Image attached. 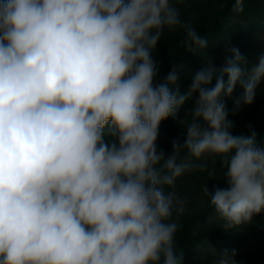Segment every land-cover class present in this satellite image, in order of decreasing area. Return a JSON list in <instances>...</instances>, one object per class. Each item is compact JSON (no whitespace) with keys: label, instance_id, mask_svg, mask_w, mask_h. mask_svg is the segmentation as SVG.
<instances>
[{"label":"clouds","instance_id":"1","mask_svg":"<svg viewBox=\"0 0 264 264\" xmlns=\"http://www.w3.org/2000/svg\"><path fill=\"white\" fill-rule=\"evenodd\" d=\"M178 23L172 0H0V264H183L175 182L205 153L226 167L228 187L202 189L225 230L264 210V140L233 135L222 99L239 83L236 108L253 102L264 55L245 69L233 46L183 92L175 65L154 82L152 52ZM185 32L186 50L205 48ZM188 101L186 138L165 155L159 123Z\"/></svg>","mask_w":264,"mask_h":264},{"label":"trees","instance_id":"2","mask_svg":"<svg viewBox=\"0 0 264 264\" xmlns=\"http://www.w3.org/2000/svg\"><path fill=\"white\" fill-rule=\"evenodd\" d=\"M177 9L180 23L165 27L152 56L159 62V74L155 81L162 80L176 66L178 80L176 84L183 92L191 83V76L205 63L222 66L230 49L235 46L245 57V69H251L264 55V0H243L244 10L232 11L234 0H172ZM185 25L191 27L206 39L204 49L197 52L184 47ZM225 79L227 76L225 75ZM212 83H215V77ZM264 86V80L256 89ZM175 87V86H173ZM251 104L240 103L236 108L235 100L241 96L243 89L239 83L231 96H223L227 119L234 122L230 131L233 135L250 134L255 131L257 139L264 140V92H256ZM191 101L180 106L175 116L162 119L158 126L155 141L157 150L167 155L172 149V141L183 143L186 138V120L191 119L186 110ZM251 125V127H248ZM186 148L178 150L177 159L187 158ZM191 167L177 177L175 191L184 201V211L171 219L178 224L174 236L177 254L182 253L183 264H212L217 254L224 249H236L235 259L240 264H264V210L253 215L250 222L225 230L222 220H215L214 206L203 192L207 184L228 187L223 177L226 167L218 155L205 153L200 158H192ZM200 164L206 167H199ZM210 173L211 176L210 177Z\"/></svg>","mask_w":264,"mask_h":264},{"label":"rangeland","instance_id":"3","mask_svg":"<svg viewBox=\"0 0 264 264\" xmlns=\"http://www.w3.org/2000/svg\"><path fill=\"white\" fill-rule=\"evenodd\" d=\"M256 92H264V86H260L259 88H257ZM213 218L217 221L221 220L216 214L213 216ZM194 264H205V263L202 262V263H194Z\"/></svg>","mask_w":264,"mask_h":264}]
</instances>
